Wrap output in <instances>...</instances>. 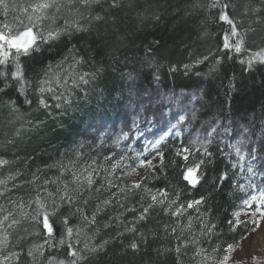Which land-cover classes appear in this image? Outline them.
Here are the masks:
<instances>
[{
  "label": "trees",
  "instance_id": "trees-1",
  "mask_svg": "<svg viewBox=\"0 0 264 264\" xmlns=\"http://www.w3.org/2000/svg\"><path fill=\"white\" fill-rule=\"evenodd\" d=\"M5 2L0 29L27 23L31 15L41 17L37 30L45 36L64 31L41 43L31 58L20 57L23 93L15 81L0 93V264H17L14 253L35 252L41 245L46 255L64 258L63 248L45 244L42 224L33 220L37 205L30 201L65 191L74 202L53 217L56 240L68 217L78 247L108 242L89 264H220L230 256L232 250L225 249L255 227L247 220L237 223L235 211L264 192V153L258 155L264 148V64L257 61L245 71L240 63L264 51V0H219L228 5L224 9L211 7L214 0H117L116 7L113 0L87 5L55 0L39 13L31 6L40 0ZM221 10L237 37L219 19ZM225 35L233 44L242 39L240 53L223 49ZM70 76L89 83L74 87ZM42 80L50 81L44 93ZM138 129L140 139L133 140ZM123 133L127 138L119 139ZM251 141L259 146L249 148ZM234 145L241 146L244 160ZM157 152L163 153V169L149 168L139 188L100 185L124 164L135 167L156 156L158 165ZM197 164L200 179L193 187L183 176ZM161 189L167 198L158 195ZM153 195L165 203L153 207L146 220H134ZM47 206L51 210L50 202ZM133 225L135 233L126 230ZM133 240L139 244L135 252L126 248ZM253 264H264V258Z\"/></svg>",
  "mask_w": 264,
  "mask_h": 264
},
{
  "label": "snow or ice",
  "instance_id": "snow-or-ice-1",
  "mask_svg": "<svg viewBox=\"0 0 264 264\" xmlns=\"http://www.w3.org/2000/svg\"><path fill=\"white\" fill-rule=\"evenodd\" d=\"M90 2L95 3L97 2V0H81V3L83 5H87ZM54 3L55 0H40L39 3L33 4L31 7L33 13H39L45 9L51 8ZM0 6L4 8L5 15H7L8 4L5 2V0H0ZM112 6L113 7L118 6L117 0H113ZM210 6L213 8L219 7L221 9L228 7V5L226 4L221 5L219 3V0H214V2L211 3ZM26 12L27 10L25 9V13ZM40 19H41L40 16H36L34 18L33 16L29 15L27 17V23H25L23 20H20L14 26L5 24L3 25V28L0 29V66H4L5 68L4 71H0V93L4 92L6 88L10 86V82L12 81H15L18 84L19 86L18 90L23 93L27 82L24 78V70L20 63V57L26 56L31 58L34 53L40 51L41 43L52 42L54 40L59 39L60 36L62 35L64 31L63 29L50 30L46 36L43 35L41 31L37 30L38 25L36 22ZM96 19H100V17L97 16ZM219 19L221 21H226L228 24L232 25L231 33H230L231 37L238 36L236 26L233 23V21L229 19V16L226 12L221 10ZM77 30H81V29L77 27ZM242 44H243L242 39L236 40L234 44L230 43L229 36L225 35L223 49L228 51L234 50L236 53H240L242 49ZM207 59L208 57H204V60ZM257 61L261 64H264V51L256 53L254 56L248 58L246 61L242 59L240 60V63L242 65L246 64V67L244 69L245 71H250L252 70L254 63ZM202 62H203L202 60L196 61V63H202ZM220 62L221 59L217 58L216 63L219 64ZM76 63H79V61H77ZM9 65H13V67L9 68L8 67ZM188 67H189L188 65H185L186 69ZM69 79L72 80V85L74 87L77 86L78 83H83V84L89 83V81L85 79L84 76H80L79 81H77L75 78L71 76L69 77ZM60 80H61L60 77L56 78L57 84L60 83ZM46 84H50V81L48 80L41 81V87H40L41 93L45 92L46 89L44 85ZM47 91L51 92L52 88L49 86L47 88ZM54 98L57 100L61 99V97L58 96ZM40 104L47 107V104L44 99L40 100ZM56 107L59 108L60 104L58 103ZM181 120H183V117H181ZM172 127L175 128L176 126L173 125ZM209 135H211V133H209ZM127 136H128L127 133H123L122 136L119 137V139H125L127 138ZM162 139L163 137H161V140ZM159 143L160 140H157L156 143L152 145V147L156 148ZM233 147L235 148V151L239 159L244 160L245 156L241 154V146L234 145ZM183 151L188 152L189 149L184 148ZM179 154L180 152L178 151L177 155ZM156 155L160 157V161L158 165L153 164L152 160H141L139 162V166L143 167L146 164L153 171L157 167L163 169V153L157 152ZM204 155L205 156L208 155L206 150L204 152ZM184 158L185 160H187V156H185ZM106 159L108 158L106 157ZM121 159H123V157ZM153 159H155V157H153ZM0 163H4V162L0 161ZM233 167H235V165H233ZM199 168H200V164H197L193 168H187L183 176L184 180L188 181V183L191 184L193 187H195L196 184L199 183L200 177L195 174ZM247 171L250 174H254L251 165H248ZM73 178L74 179L76 178L75 174ZM220 179L221 180L227 179V173L226 172L222 173ZM87 183L89 186H91L93 183L91 179V174L87 179ZM132 186L135 188H139L141 184L139 181H134ZM67 187L68 185L65 184L64 188L67 189ZM241 187L243 186L241 185ZM97 191H99V189H97ZM0 195H2V193H0ZM158 195L167 198L166 190L163 189L158 190ZM262 198H264V194H262ZM252 199L255 200V197H253ZM151 200L152 203L148 204L146 207H143L138 217L134 218V220H146L150 210L153 207H155L157 204L163 205L165 203V199L158 200L156 195L151 196ZM202 200L203 198H201V200L189 202L187 207L191 208L193 207V204H200ZM49 202L51 205V210H49L47 206ZM73 202H74V197L68 195L66 191L63 192L62 194H59L58 197L53 196L52 193H48L47 198L40 197L38 195L34 201H30V204L35 203L37 205V210L35 216L33 217V220H35L37 224H42V231L45 234V244H47L49 248H63L66 254L63 259H56L51 255H46L45 252L39 250V248H42L43 245L39 246L35 252L32 249H29L27 252L21 249L20 252L13 254L17 264H89V262L93 260L94 257H98L99 254L104 251V245L108 243L107 241L104 242V245H98V246H89V244L85 243L83 244V247H78V245L80 244L79 240H76V242L73 243V233L75 230L73 227L69 226L68 217L63 218L62 223L64 225L65 230L61 234L59 241L56 240L55 221L53 220V217L57 214V212L62 206L71 207ZM104 203H108V201H105ZM244 203L249 204L250 201L245 200ZM133 211H135V209H133ZM256 211L261 212V218H264V212H262L259 208L256 209ZM179 213H180V209H177L176 212L173 213V215H178ZM4 219L7 220L8 217H5ZM92 222L94 223V217ZM12 223L18 224L19 221L13 219ZM237 223H241V222L237 221ZM253 223L256 224L258 227V221H253ZM126 230L135 233V225H133V227L128 228ZM172 231L174 233L175 229H173ZM142 235L143 234L141 233V236ZM126 248H130L132 251L135 252L139 250V244L136 240H133L130 244L126 246ZM230 250H233V245H229L228 248L225 249L226 252ZM176 251L179 252V248H177ZM228 260H229V256L225 255L223 261H221L220 264H226Z\"/></svg>",
  "mask_w": 264,
  "mask_h": 264
},
{
  "label": "rangeland",
  "instance_id": "rangeland-1",
  "mask_svg": "<svg viewBox=\"0 0 264 264\" xmlns=\"http://www.w3.org/2000/svg\"><path fill=\"white\" fill-rule=\"evenodd\" d=\"M182 95L183 97L187 96L185 94ZM138 136L139 129L134 131L133 140L140 139V136ZM147 143L150 145L149 142ZM246 145H248L249 148H257L259 146L252 141L246 143ZM262 153H264V148H260V152L258 153V155H263ZM262 157H264V155ZM151 160L153 163H155L158 159L155 156V159L152 158ZM139 162L135 165V167H131L130 164H124L122 172L117 171L112 175L113 177L110 176L107 179L108 181L106 183L105 178H103L100 182V185L103 184V187H106L107 185H110L108 184V182L110 181L113 184L114 188L118 187L117 190H119V188L124 189L126 187L132 189L133 182L139 181L141 177L149 170L148 165L145 164L143 167H140ZM96 173L97 175H93L95 179L99 175L98 172ZM261 194H264V192H257L255 200H248L250 201L249 204L244 203V207L241 206L237 211H235V214H237L235 215L237 221L247 220L251 223H253V221H258V227L256 224H254L255 227L242 240L239 241L237 246L234 247L232 252L230 253L229 260L226 262V264H253L256 261L264 258V218H261V212L256 211V209L259 208L262 212H264V198H262ZM252 201H255V205L253 206V208H251ZM2 230L3 227L0 222V232Z\"/></svg>",
  "mask_w": 264,
  "mask_h": 264
}]
</instances>
